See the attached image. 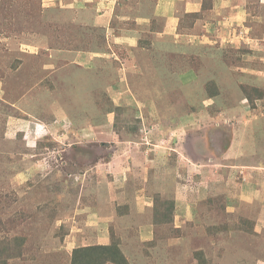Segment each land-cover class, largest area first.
<instances>
[{
    "label": "rangeland",
    "instance_id": "obj_1",
    "mask_svg": "<svg viewBox=\"0 0 264 264\" xmlns=\"http://www.w3.org/2000/svg\"><path fill=\"white\" fill-rule=\"evenodd\" d=\"M126 1L0 0V239H25L8 263L66 264L113 229L131 264H264V98L241 87H264V0ZM105 13L127 34L156 17L157 47L136 62Z\"/></svg>",
    "mask_w": 264,
    "mask_h": 264
},
{
    "label": "trees",
    "instance_id": "obj_2",
    "mask_svg": "<svg viewBox=\"0 0 264 264\" xmlns=\"http://www.w3.org/2000/svg\"><path fill=\"white\" fill-rule=\"evenodd\" d=\"M120 4V3H119ZM118 4V5H119ZM126 5H129L128 2L125 0L124 3H121L118 8H122ZM214 5V0H202L201 10L199 12H195L192 14V16H202L205 15L208 10H210ZM124 9V8H123ZM118 10V9H117ZM116 10V11H117ZM117 19H111L110 25L116 26ZM118 24V23H117ZM91 30L92 27H89ZM152 38H154L152 35H146L145 38L141 40V46L143 48H151L152 47ZM98 44H106L107 40L104 35H101L97 37ZM132 77V76H131ZM133 83V81H132ZM135 86V85H134ZM251 86V87H250ZM242 90L244 91V96L246 100L249 101V103L252 105V107H255V100L257 99H263L264 98V87H259L255 85H241ZM206 92L210 97L217 98L221 93L216 88V85L214 82H212V85H207ZM119 106V105H118ZM114 105V112H115V118H116V124L117 126L118 121L121 118V113L123 110V107H118ZM113 112V113H114ZM125 117L122 118V121L130 128L131 130V117L130 115H124ZM140 122V120H139ZM135 128V127H132ZM137 131V129L135 130ZM215 195L211 194L208 197L209 201H213V197ZM154 204V216H153V222L157 229L161 228V226H165L166 224H170L172 226V223L174 222L175 217V209H176V203L175 200L172 198H164L161 194H156L153 197ZM126 207H120L119 210H124ZM126 214V210L123 213V215ZM254 225L255 223L252 221H249V219L241 217V219L232 225V227H236L240 230L246 231V232H254ZM215 226L211 225V227H208V231H217ZM111 234L109 238L108 243H89V244H81L78 247H75L72 250L70 260L67 261L66 264H131L130 259L127 258L126 253L123 251L121 247V240L118 235H116L113 232V229H111ZM213 233V232H212ZM7 245L6 242L0 239V264H9V259L11 258H17L22 257V253L24 250V241L25 239L21 236H15ZM154 241H151L153 243ZM194 258L198 261L199 264H209L208 258L206 256V252L204 249L199 248L196 249L193 253Z\"/></svg>",
    "mask_w": 264,
    "mask_h": 264
},
{
    "label": "crops",
    "instance_id": "obj_3",
    "mask_svg": "<svg viewBox=\"0 0 264 264\" xmlns=\"http://www.w3.org/2000/svg\"><path fill=\"white\" fill-rule=\"evenodd\" d=\"M168 1V3H171L172 2V0H167ZM176 2V1H175ZM202 3V2H201ZM244 7L243 8H245V5H243ZM114 13L115 12H113V14L111 15V16H113L114 15ZM103 14V13H102ZM106 17H110V18H113V19H117V18H115V17H111L110 16V14L109 13H105L104 14ZM155 19H156V17H153L152 19H151V15H149V14H141V20H142V22L143 23H139V24H141V25H138L137 26V28H135V29H133V28H131V29H126V30H128L129 31V34H127V32L124 30V29H122L120 26L118 27V24L116 25V26H113V27H116V29H115V33H119V31H122L123 30V39H126V41L125 42H129L130 43V40H131V37L132 38H136V43H135V45L133 46V45H131V48H133V47H135V46H140L141 45V40L139 41V38L142 36V39L143 38H145L146 37V35H144V32H147V31H150L149 30V27H150V25L151 24H153V27H152V30L154 31V33H149V34H151L154 38H152V47L154 48V47H157V45H158V41L156 40L157 39V36H156V34H159L158 33V30H157V25H154V21H155ZM154 20V21H153ZM149 25V26H148ZM157 31V32H156ZM233 41V40H232ZM215 43L216 42V40L214 41V39H212L211 40V42H210V46H213V44L212 43ZM147 48H143L142 46H140V48H139V51L138 52H136L135 53V56H136V62H138V60H140V59H142V58H140L141 56H142V54L145 52V54L146 55H144V56H147L148 55V52H149V50L147 49ZM133 51V50H132ZM157 51V50H156ZM100 55V54H99ZM138 55H140L139 57H137ZM121 58L122 59H125V58H123L122 56H121ZM140 58V59H139ZM131 59H132V56H131ZM133 64H135V62L133 63ZM133 64H132V66H133ZM138 67L139 66H133L132 67V70H133V72L134 73H132V75L131 76H137L138 77V73H136V72H138ZM142 69V68H141ZM142 73V72H141ZM159 77H157V79H158ZM133 85H134V82L132 83V80H131V90H132V87H133ZM217 128H220V127H217ZM101 136V135H100ZM100 139H103V137L101 136V138ZM219 142V141H218ZM220 143V142H219ZM238 143H240L241 144V142H240V140H238ZM114 156V155H113ZM148 157H152V156H150V154L148 155ZM261 161V160H260ZM261 162H263L262 164H264V161H261ZM104 163H106V162H104ZM100 164H102V163H100ZM247 167H249V165H247V166H245L244 168H247ZM250 168H253V169H255V170H262L263 168L262 167H260V166H258V165H252V166H250ZM242 173H243V171H241ZM220 174V173H219ZM262 173H260V172H257V173H255L254 174V176H251L248 180L247 179H245V181H246V184H248V183H250V182H252L253 180H252V178L255 180V179H257L260 175H261ZM243 180V179H242ZM241 180V181H242ZM212 185V184H211ZM211 185H210V187L209 188H211ZM245 185V183H243V185L242 186H244ZM241 186V187H242ZM238 188H240V187H235V190H237ZM244 188H240V190H243ZM243 192V191H242ZM254 195H256V194H254ZM152 203H150V205H151ZM103 240L104 241H98L97 243H108L109 241H108V238H107V235H105L104 237H103Z\"/></svg>",
    "mask_w": 264,
    "mask_h": 264
},
{
    "label": "clouds",
    "instance_id": "obj_4",
    "mask_svg": "<svg viewBox=\"0 0 264 264\" xmlns=\"http://www.w3.org/2000/svg\"><path fill=\"white\" fill-rule=\"evenodd\" d=\"M231 42H233V41H231Z\"/></svg>",
    "mask_w": 264,
    "mask_h": 264
}]
</instances>
